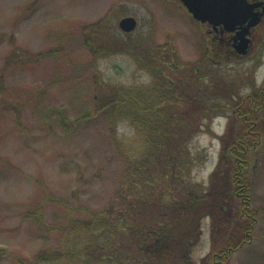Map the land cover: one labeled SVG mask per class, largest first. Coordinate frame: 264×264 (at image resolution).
Segmentation results:
<instances>
[{"label": "rangeland", "instance_id": "374dc122", "mask_svg": "<svg viewBox=\"0 0 264 264\" xmlns=\"http://www.w3.org/2000/svg\"><path fill=\"white\" fill-rule=\"evenodd\" d=\"M129 16L138 21V28L126 34L118 24ZM98 24L109 43L140 51L147 48L161 61L162 54L171 57L179 67L168 74L176 84L171 85L172 93L182 97L181 92H188L200 98L195 102L201 104L195 110L197 116H205L207 109L206 117L212 119L199 125L188 144L191 159H195L192 166L186 165L183 155L170 163L154 156L164 171L159 170L161 164L153 169L152 162L146 170L149 181L137 188V215L132 221L137 234L121 237L120 244L138 245L142 224L167 223L155 217L166 216L175 196L171 192L174 185L181 186L178 193L183 200L189 188L199 194L220 185V178L211 183V176L221 159L223 139L236 113L247 111V102L235 108L264 85V22L252 33L248 55L239 56L221 54L223 48L219 53L218 46L211 51L212 36L180 0H0V264L29 263L43 248H60L71 227L69 219L86 216L76 210L101 212L118 194L129 190L125 158L96 116V97L106 93L105 82L128 86L136 80L148 85L150 77L124 49L105 58L96 53L90 28ZM205 78L212 83V91L197 95L194 86H201ZM173 106L164 108L165 114L175 113L186 121V113H193L185 98ZM59 109L67 112L70 121L78 119V127L63 128ZM261 117L264 120V111ZM119 134L132 138L134 131L123 123ZM251 156L257 225L251 243L225 264H264V133L261 147ZM232 185L226 194L231 198ZM36 211L49 230L41 231L34 220ZM205 218L190 255L181 252L163 261L201 264L212 255L216 223ZM228 221L224 226L234 229L235 224ZM220 238L224 239L223 233H214L218 244ZM154 264L163 263L158 258Z\"/></svg>", "mask_w": 264, "mask_h": 264}, {"label": "trees", "instance_id": "16d2710c", "mask_svg": "<svg viewBox=\"0 0 264 264\" xmlns=\"http://www.w3.org/2000/svg\"><path fill=\"white\" fill-rule=\"evenodd\" d=\"M90 29L94 30L90 42L96 53L105 54L104 57L101 56L102 58L124 49L138 61L140 70L150 77L148 85L136 80L128 86L105 82L103 89L106 93L103 92L102 96L96 97V116L103 121L111 143L125 158L129 190L126 194H118L101 212L76 210L79 213H86V216L81 218L72 216L69 219L71 227L67 236L61 240V247L43 248L31 262L24 264H122L127 263V260L133 264H154V260L158 258L163 264H167L163 259L168 256L181 252L190 255L205 217H211L216 226L213 228V253L202 260L201 264H225L234 253L251 243L257 225V210L253 205L251 155L262 145L264 120L261 113L264 111V85L257 94L247 96L243 101L241 99L235 108V111L239 110L243 103L247 102V111L236 113L223 139L221 159L211 176V183L217 177L221 180L215 191L212 190V185L208 191H200L199 194L190 192L189 188L186 200H183L178 193L182 190L181 186L174 185L171 192H174L175 196L170 200L166 216L155 217L156 220L164 219L167 223H158L156 227L142 224L139 229L141 234L138 235L142 236V239L138 245L134 242L120 244L121 237L129 235L132 238L135 233L137 234L136 225L132 221H135L137 215L135 210L138 203H135L136 193L139 192L137 188L140 183L146 184L149 181L146 170L151 167L152 162L153 169L161 164L159 170L164 171V165L161 162L156 164L154 156H161L170 163L177 160L174 157L181 158L183 155L186 158V165L192 166L195 159H191L188 144L199 125L203 124L205 119L206 123L212 119H207V109L205 116L201 115L200 118L197 116L195 110L199 111L201 104L195 102L200 98H194L188 92H181L182 97L172 93L171 85L176 84L168 74L177 71L179 67L174 66V60L167 54L161 55L164 57L161 58L162 61L157 60L147 48L141 47L140 51L136 49L137 47L133 49L119 42H107L100 24ZM229 52L228 48H223L221 54ZM212 87V83L205 78L201 86L199 84L194 86V90L200 95L207 93V90L212 91ZM184 98L191 105L190 111L193 112L186 113L188 115L186 121L178 114H165L164 108L174 107L173 105L179 104ZM203 99L208 102V98ZM57 115L63 128L78 127L79 120L70 121L65 110L59 109ZM123 123L133 129L132 138L120 136L119 126ZM177 170L184 171L180 165ZM173 178L178 179L177 176ZM230 183H234L232 193L229 191L233 198L226 195ZM222 190L225 195L222 194ZM175 217L178 222L175 221ZM34 220L40 224L41 231L49 230L50 226L43 222L38 211L35 212ZM226 221L234 223V229L228 230L224 226ZM218 224L221 226L218 227ZM223 227L226 229L225 232L221 230ZM216 232L223 233L224 239L220 238V244L214 240ZM151 243L153 244L150 245ZM124 248L131 252L124 254ZM182 249L184 251H181Z\"/></svg>", "mask_w": 264, "mask_h": 264}, {"label": "water", "instance_id": "95a60500", "mask_svg": "<svg viewBox=\"0 0 264 264\" xmlns=\"http://www.w3.org/2000/svg\"><path fill=\"white\" fill-rule=\"evenodd\" d=\"M192 17L207 24L216 31L219 27L235 34L233 48L245 56L249 53L254 29L260 23L262 12H257V5L248 0H180ZM119 29L124 33H133L138 28V21L134 17H125L119 21Z\"/></svg>", "mask_w": 264, "mask_h": 264}, {"label": "flooded vegetation", "instance_id": "af4514ba", "mask_svg": "<svg viewBox=\"0 0 264 264\" xmlns=\"http://www.w3.org/2000/svg\"><path fill=\"white\" fill-rule=\"evenodd\" d=\"M248 2L250 4L257 5L256 11L263 13L264 0H248ZM263 22H264V13H263L261 21H260L259 25L256 27V29L261 24H263ZM201 25L205 28L207 35L212 36L211 42L213 45V49H211V51L215 52L217 49H215L214 47L218 46V52L219 53H220L221 48H228V50H230L231 53L236 54V50L233 48V38H234L235 34L227 32L222 27H219V29L216 31L215 29H213L212 27H210L207 24H201Z\"/></svg>", "mask_w": 264, "mask_h": 264}]
</instances>
